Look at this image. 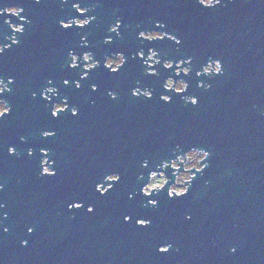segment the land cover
I'll list each match as a JSON object with an SVG mask.
<instances>
[{"label":"water","instance_id":"1","mask_svg":"<svg viewBox=\"0 0 264 264\" xmlns=\"http://www.w3.org/2000/svg\"><path fill=\"white\" fill-rule=\"evenodd\" d=\"M74 2L89 8L87 16L75 13ZM7 7L23 8L21 17L29 23L23 34H15L19 44L0 56V78L14 79L11 92L0 97L11 108L0 120V203L5 205L0 264H264V0H222L213 9L196 0H69L66 5L0 0V10ZM90 16L96 19L84 29L59 26L61 20ZM5 20L21 24L20 17L0 16V43H10L4 37L13 34ZM117 20L119 36L108 31ZM140 31H160L181 43L150 44L137 38ZM81 36L88 48L80 46ZM109 36L113 42L105 44ZM149 47L161 60L156 76H148L135 56ZM70 50L80 57L90 51L101 66L80 80L82 57L79 67L70 69ZM117 52L126 64L112 74L103 63ZM188 59L189 75L177 76L174 63ZM166 60L172 69L163 68ZM211 60L221 62L222 73L197 77ZM167 78L184 80L186 92L165 91ZM49 80L69 102L59 119L40 98ZM137 86L150 90L152 98L133 97ZM162 94L170 102L161 100ZM183 96L195 97L197 104L185 103ZM43 131L55 135L44 139ZM9 147L17 155L10 156ZM42 148L53 177L40 175ZM193 149L208 153L200 162L207 167L202 173L190 168L188 194L171 199L174 169L160 165ZM153 172H163L167 180L150 197L157 207L146 206L149 198L140 192ZM111 174L121 180L101 197L95 185L109 187ZM75 202L84 206L69 211ZM138 219L149 226L138 227ZM164 245L171 248L162 255L157 249Z\"/></svg>","mask_w":264,"mask_h":264},{"label":"clouds","instance_id":"2","mask_svg":"<svg viewBox=\"0 0 264 264\" xmlns=\"http://www.w3.org/2000/svg\"><path fill=\"white\" fill-rule=\"evenodd\" d=\"M31 2L33 4H41L42 0H31ZM61 5H66L69 3V0H59ZM196 2L202 6L205 9H213V8H217L219 6H221L222 4V0H196ZM72 9L75 11V13L79 14V16L81 17H85L87 16V13L89 12V8L88 7H82L80 3L78 2H74L71 5ZM23 12V8L21 7H7L4 8L3 10H0V16H3L5 13H7L10 16H15V17H20L21 18V24L20 26H16L14 25L11 21L9 20H5L4 23L8 26L9 29H11V32L13 33V35L11 36H5L4 40L5 41H10V43H0V56H2L5 52L9 51L12 46H17L19 44V40L17 39V36L15 34H23L24 32V27L23 25L25 23H29V21H27L26 19H24L23 17H21V13ZM96 17L95 16H90L87 18H71L68 20H61L59 22V26L61 29L63 30H70L72 29L74 26L77 29H84L85 27L89 26L91 23H93V21H95ZM122 27V22L120 20H117L115 22V24L113 26H110L108 31L109 33H114L117 36L120 35V29ZM157 28H163L164 25L163 24H157L156 25ZM139 40L142 41H146L148 43H153V42H157V41H163L165 39L174 42L176 45H179L181 43V41L179 39H177L174 36L171 35H167L165 33H162L160 31H149V32H145V31H140L138 33V37ZM113 41L111 39V36L107 37L104 40L105 44H111ZM80 46L82 48H88L89 47V43L87 40L86 36H81L80 38ZM147 59H145V53L143 50L138 51L135 56L138 57L140 60L143 61V65L146 66V68L148 69L147 71V75L148 76H156L157 72L154 71L153 69L155 68L156 65H159L161 63V60L158 59V51L155 48L149 47L147 49ZM68 57L70 58L71 63L68 65V67L70 69H77L79 67V62L81 57L79 55H77L74 51H69L68 52ZM82 61H83V74L80 76V80H86V77H88V73L91 72V70L96 66V64L100 63L98 60L94 59L93 54L90 51H86L83 52L82 54ZM104 68L107 70H110V72L112 74H116L119 72V70L126 64V57L122 52H117L115 53L113 56H108L105 57L104 59ZM184 64H188L191 65V60H181L179 63L175 64V67L178 69L176 71V75L179 76L181 74V71H183V74L185 76L189 75V71L190 69L188 67H182ZM214 65V67H213ZM163 68L164 69H172L173 68V62L171 61H165L163 63ZM222 73V64L219 60H211L210 62L207 63L206 66L203 67V72L201 73L200 71H198L196 73L197 77H201L203 74H216V75H220ZM14 83V79L9 77L7 80V83H5L4 79L0 78V97H2L5 93H9L11 92V89L9 88V85H12ZM69 80L65 79L63 81V84L65 87L69 86ZM53 84L52 80L48 81V87H45L44 89H42V91L40 92V98L47 102L48 104H51V117L56 119L57 116H60V114L65 113L66 111H68L69 109V102L68 99L65 98H60L59 96V91L56 87L51 86ZM75 88L77 90H79L81 88V83L80 81H75ZM200 88H204L205 85L203 83H200L197 85ZM163 88L165 91H174L176 94H183L186 92L187 90V85L183 82V81H179V82H174L171 78L167 79L163 85ZM91 91L95 92L97 91V86L96 85H92L91 87ZM132 96L133 97H139V96H143L147 99H151L152 98V92L148 89H145L143 91H141L140 87L137 86L135 89L132 90ZM108 95L115 100L116 99V95L115 93L109 91ZM36 94L33 93V98L35 99ZM53 98H57L60 99V102L57 103H53ZM161 100L165 101V102H170L171 98L169 96H161L160 97ZM185 103L189 104L191 103V105L195 106L197 104V99L195 97H191V98H184ZM67 109V110H65ZM11 112V108L8 104V102L5 99H0V118H4L6 116H8V114ZM71 115L73 117H76L78 115V109H76L75 107H73L71 109ZM55 132L54 131H43L41 133L42 138L44 139H48V138H52L54 137ZM21 142H24V138L21 137ZM46 153H48V151L46 149H41V155H43L45 157V159L40 162V167H41V172L40 175L41 176H45V177H53L55 176V171H53V165L49 162V160L46 158L48 155H46ZM8 154L10 156H15L17 155L16 149L14 147H9L8 148ZM27 155L29 157H31L33 155V150L32 149H28ZM208 156V153L205 152L202 155L196 153V152H191L188 154L187 159L188 160H193L195 161L194 164H192L191 168L195 170L196 173H202L205 168L207 167V165H203L200 166V162L205 160L206 157ZM146 167V165H145ZM165 167H167V165H165ZM171 167L173 169H176L178 171V166L177 163L174 161L171 165ZM190 169L186 166L185 167V173L181 176L178 177V179L176 180V185H174L168 192V197L169 198H182L184 196H186L189 192V189L186 187H179L180 185H183L185 182L187 181H191L194 179L193 176H189L187 175L188 171ZM116 180V176H110L109 177V181H115ZM150 183H148L147 185H145L142 189H140L141 194L146 197L149 198L148 199V203L146 206L149 207H157L158 206V202L155 200H152L150 197L152 196V194L154 192H158L164 189L165 185L167 184V180L164 178L163 173L159 174V178H157V174L155 172H153L150 176ZM4 189V185L0 184V191H3ZM101 191H103L102 189H99ZM131 199V196L129 197ZM5 207V205L3 203H0V209H3ZM69 211L71 210H79L81 209V205L77 202L75 203H71L68 205ZM94 211L93 207L89 206L87 208V212L88 213H92ZM125 222H129V218L126 216L124 218ZM136 224L138 227H140L141 225L147 224L149 226L150 221L146 220V219H138L136 221ZM9 231V229L7 227L3 228V232L7 233ZM29 234H31L33 232L32 228L28 229ZM27 246V241H21V247H26ZM171 248V245H164L161 246L157 249V251L160 254H167L169 253ZM232 252H235V248L231 249Z\"/></svg>","mask_w":264,"mask_h":264},{"label":"built area","instance_id":"3","mask_svg":"<svg viewBox=\"0 0 264 264\" xmlns=\"http://www.w3.org/2000/svg\"><path fill=\"white\" fill-rule=\"evenodd\" d=\"M81 19H83V18H81ZM16 26H20V25H16ZM146 32H149V31H146ZM13 35V34H12ZM146 55V57H145V59H147V55H148V53L147 54H145ZM111 56H113V55H111ZM81 57H82V55H81ZM167 61V60H166ZM181 60H178L177 62H175L174 64H176V63H179ZM165 61H163L162 62V64L164 63ZM172 62V61H171ZM210 62V61H209ZM71 63V61H69L68 62V64H70ZM207 65V64H206ZM206 65H204V66H206ZM83 67H84V65H82ZM203 66V67H204ZM182 67H185L184 65L182 66ZM203 67H202V69H201V71L203 72ZM213 67H214V65H213ZM154 70V69H153ZM178 69L177 68H174L173 69V71H174V73H176V71H177ZM144 71H148V69L146 68V69H144ZM155 71V70H154ZM182 73H183V71H181ZM83 74V72L81 73V75ZM167 79H169V78H167ZM167 79H165V81L167 80ZM172 79V78H171ZM173 80V79H172ZM165 81L163 82V85H164V83H165ZM179 81H183L185 84H186V82L184 81V80H182L181 78H178L177 80H175L174 82H179ZM200 84V83H199ZM135 89V88H134ZM133 90V89H132ZM143 90H145V89H143ZM142 89H141V91H143ZM161 96H169V95H166V94H162ZM191 98V97H188V96H183L182 98H183V100H184V98ZM184 102H185V100H184ZM201 150H197V149H193V150H189L188 152H186L184 155H178V156H176L174 159H172V160H170L169 162H163L160 166H161V168H163L164 169V166H165V164H169V166L171 167V165H172V163L175 161L176 163H177V166L179 167V163L178 162H180L181 161V165H182V167L184 168V172H185V167H186V164L188 163V162H190V160H188L187 159V157H188V153L189 152H196V153H198V154H200V155H202L203 153H205L204 151H201ZM184 156H185V158H184ZM45 158H43L42 159V161L44 160ZM41 161V162H42ZM200 166H203V164L202 163H200ZM182 168V169H183ZM189 169L191 168V167H188ZM177 170L176 169H174L173 170V173H175V180H174V183L176 182V180L178 179V176L180 175L179 174V171L177 172ZM160 173H163V172H158V174H160ZM152 174V173H151ZM157 174V173H156ZM188 174H189V176H191L192 175V173L191 172H189L188 171ZM163 175H164V178L166 179V177H165V174L163 173ZM151 176V175H150ZM157 176H159V175H157ZM150 179V178H149ZM173 183V184H174ZM187 183H188V181H187ZM184 186L187 188V184H184ZM171 187V186H170ZM170 187H169V190H170Z\"/></svg>","mask_w":264,"mask_h":264},{"label":"snow or ice","instance_id":"4","mask_svg":"<svg viewBox=\"0 0 264 264\" xmlns=\"http://www.w3.org/2000/svg\"><path fill=\"white\" fill-rule=\"evenodd\" d=\"M99 61V60H98ZM101 65H100V63H98V64H96V66L91 70V71H93V70H95V69H97V68H99ZM103 67H104V64H103ZM2 79H4V78H2ZM86 79H88V77H86ZM5 81V80H4ZM65 110H67V109H65ZM11 113V112H10ZM10 113L8 114V115H10ZM50 115H51V113H50ZM5 118V117H4ZM4 118H0V120H2V119H4ZM56 119H59V116H57V118ZM51 138V137H50ZM46 155H49V153H46ZM56 174V173H55ZM110 176H116V180L115 181H109L108 183H109V187H104V185L103 184H101V189L103 190V191H101V190H98L97 189V187H96V185L97 184H100L99 182L95 185V192L99 195V196H101V197H103V196H106L110 191H112L113 190V186L115 185V184H117V183H119L120 182V180H121V177L118 175V174H111ZM77 203H79V202H77ZM80 205H81V207H83L84 205L82 204V203H79ZM128 218H129V220L131 219V217H129V216H127ZM141 228H146V227H148V225L147 224H144V225H141L140 226Z\"/></svg>","mask_w":264,"mask_h":264},{"label":"rangeland","instance_id":"5","mask_svg":"<svg viewBox=\"0 0 264 264\" xmlns=\"http://www.w3.org/2000/svg\"><path fill=\"white\" fill-rule=\"evenodd\" d=\"M189 153H191V152H189ZM189 153H188V154H189ZM194 163H195V161L190 160V162H188V163L186 164V166H187V167H191L192 164H194ZM184 173H185V172L181 173L179 176L183 175ZM187 175H189V174L187 173ZM179 176H178V177H179ZM109 177H110V176H109ZM109 177H108V178H109ZM157 178H159V176H157ZM150 182H151V181H150V179H149L148 183H150ZM148 183H147V184H148ZM174 185H176V182H175L173 185H171L170 189H171ZM106 186H108V184H107ZM179 187H185V186H184V184H183V185H180Z\"/></svg>","mask_w":264,"mask_h":264},{"label":"flooded vegetation","instance_id":"6","mask_svg":"<svg viewBox=\"0 0 264 264\" xmlns=\"http://www.w3.org/2000/svg\"><path fill=\"white\" fill-rule=\"evenodd\" d=\"M261 112H264V111H261ZM184 172V168L181 170V171H179V174H181V173H183ZM147 185V184H146ZM173 185V184H172Z\"/></svg>","mask_w":264,"mask_h":264}]
</instances>
